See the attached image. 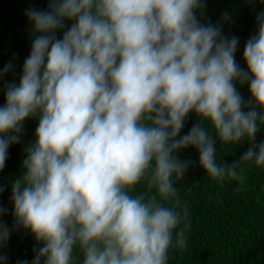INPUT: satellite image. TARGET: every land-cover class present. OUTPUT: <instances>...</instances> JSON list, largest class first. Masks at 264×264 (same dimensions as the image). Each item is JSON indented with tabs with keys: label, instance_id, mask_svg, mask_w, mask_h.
Listing matches in <instances>:
<instances>
[{
	"label": "clouds",
	"instance_id": "obj_1",
	"mask_svg": "<svg viewBox=\"0 0 264 264\" xmlns=\"http://www.w3.org/2000/svg\"><path fill=\"white\" fill-rule=\"evenodd\" d=\"M203 7L202 0H49L47 10H26L38 35L0 106V172L23 122L37 118L38 126L11 185L13 226L0 220V248L22 228L43 245L31 264H74L77 247L82 264H168L170 249H187L192 229L176 182L193 162L178 153L195 148L221 184L243 186L246 168H264V142L256 143L264 128V11L244 45L245 71L235 59L239 37L222 32L231 16L202 24ZM236 82L248 84L251 99ZM190 114L197 122L181 136ZM245 140L239 160L217 161L218 141ZM142 182L152 194H133ZM7 260L0 254V264Z\"/></svg>",
	"mask_w": 264,
	"mask_h": 264
},
{
	"label": "trees",
	"instance_id": "obj_2",
	"mask_svg": "<svg viewBox=\"0 0 264 264\" xmlns=\"http://www.w3.org/2000/svg\"><path fill=\"white\" fill-rule=\"evenodd\" d=\"M48 3L49 0H0V71L9 63L13 65L0 79V106L5 104L6 86L19 84L23 63L30 54L35 35H38L33 33L25 12L29 8L47 10ZM202 3L204 7L196 13L202 24L215 25L221 22L224 13L231 16L230 21L223 22L222 32L229 38L239 37L235 59L241 69L247 71L244 45L257 32L256 16L264 11V2L202 0ZM71 23L65 21L66 27ZM56 35L62 38L63 31ZM236 87L245 101L251 99L248 84L236 82ZM196 122L195 114H190L180 135L186 134ZM23 124L21 142L10 145L6 167L0 172V187L4 188L0 193V207L7 209L0 220L9 228L14 223L11 185L21 176L25 149L35 143L38 119H26ZM209 131L212 132L210 126ZM260 142H264V128L257 134L256 143ZM248 147L246 140L237 145L218 141L217 161L232 163L239 160ZM178 156L193 162L184 178L176 182L178 196L188 206L192 229L188 234L187 249H170L168 264H264V168L255 165L246 168L243 186L230 180L221 184L206 175L195 148L183 149ZM142 193L152 194L143 182L136 186L133 194ZM42 246L29 230L21 228L11 233L8 242L0 248V254L7 255L6 264L25 260L31 264L35 256L33 248ZM73 255L74 264H82L83 256L78 247Z\"/></svg>",
	"mask_w": 264,
	"mask_h": 264
}]
</instances>
